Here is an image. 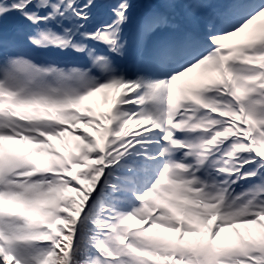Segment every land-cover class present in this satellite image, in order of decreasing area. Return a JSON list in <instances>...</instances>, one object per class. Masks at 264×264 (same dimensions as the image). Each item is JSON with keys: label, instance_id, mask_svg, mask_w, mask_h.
<instances>
[{"label": "snow or ice", "instance_id": "6c2138e0", "mask_svg": "<svg viewBox=\"0 0 264 264\" xmlns=\"http://www.w3.org/2000/svg\"><path fill=\"white\" fill-rule=\"evenodd\" d=\"M0 264H264V0H0Z\"/></svg>", "mask_w": 264, "mask_h": 264}, {"label": "rangeland", "instance_id": "374dc122", "mask_svg": "<svg viewBox=\"0 0 264 264\" xmlns=\"http://www.w3.org/2000/svg\"><path fill=\"white\" fill-rule=\"evenodd\" d=\"M54 143H56V142L54 141Z\"/></svg>", "mask_w": 264, "mask_h": 264}]
</instances>
